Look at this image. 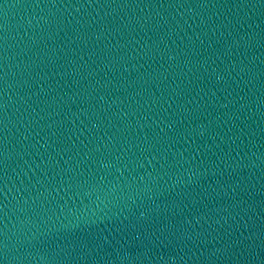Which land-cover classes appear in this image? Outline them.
<instances>
[{"label":"water","instance_id":"95a60500","mask_svg":"<svg viewBox=\"0 0 264 264\" xmlns=\"http://www.w3.org/2000/svg\"><path fill=\"white\" fill-rule=\"evenodd\" d=\"M0 264H264V0H0Z\"/></svg>","mask_w":264,"mask_h":264}]
</instances>
